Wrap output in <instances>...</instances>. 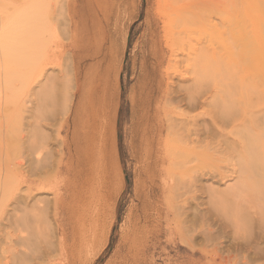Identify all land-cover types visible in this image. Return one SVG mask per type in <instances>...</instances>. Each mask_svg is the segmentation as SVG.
Masks as SVG:
<instances>
[{"label":"rangeland","instance_id":"374dc122","mask_svg":"<svg viewBox=\"0 0 264 264\" xmlns=\"http://www.w3.org/2000/svg\"><path fill=\"white\" fill-rule=\"evenodd\" d=\"M157 1L0 0V264H264V189L243 181L264 165L198 144L189 155L175 132L182 112L214 144L252 128L223 117L264 93V0H208L211 22L187 23L197 0H180L159 33ZM161 48L162 85L144 107Z\"/></svg>","mask_w":264,"mask_h":264},{"label":"bare ground","instance_id":"6f19581e","mask_svg":"<svg viewBox=\"0 0 264 264\" xmlns=\"http://www.w3.org/2000/svg\"><path fill=\"white\" fill-rule=\"evenodd\" d=\"M180 0H158L157 1V4H158V9H159V14L157 15V18H155V22H154V29H155V31H157L158 33L161 31L160 30V25H161V23H163V29L164 30H166V29H170V21H169V18H170V15H172V12L174 13V14H178V16H180L181 15V13H182V10H183V6H180L179 5V2ZM212 1H214V0H212ZM217 1V0H216ZM235 1V0H234ZM237 1V0H236ZM208 0H197V1H194L193 3H190V4H188V6L186 7V9H185V13H184V15H181L182 16V19H183V21L185 22V23H187V22H189L191 19H193V18H195V17H197V16H201V14H206V13H208L207 14V18L206 19H208L210 16H209V13L210 12H208ZM218 2V1H217ZM217 2H215V3H217ZM220 2V1H219ZM209 3H211V1L209 2ZM221 3V2H220ZM230 4H232V3H230ZM210 5V4H209ZM226 5V4H225ZM243 5V4H242ZM216 6V5H215ZM227 6V5H226ZM238 6H240V5H238ZM214 7V6H213ZM218 7V6H217ZM216 7V8H217ZM222 7V6H221ZM225 7V6H224ZM224 7H223V9H224ZM242 7V6H241ZM247 8V7H246ZM250 8V7H249ZM255 7H253L252 6V9H254ZM181 9V10H180ZM218 9V8H217ZM252 9H250V10H252ZM222 10V9H221ZM221 10H219L218 12H221ZM238 10H240V9H238ZM180 11V12H179ZM219 14V13H218ZM258 14V13H257ZM250 15H253V14H250ZM250 15H247V16H249V17H251ZM255 15V14H254ZM256 17V16H255ZM254 17V18H255ZM236 18V17H235ZM253 18V17H252ZM252 18H250V19H252ZM243 19V18H242ZM257 19V18H256ZM229 20V19H228ZM228 20H226V21H228ZM232 20V19H231ZM233 20H234V18H233ZM244 20V19H243ZM177 21V20H176ZM180 21V20H179ZM208 21L209 22H211L209 19H208ZM224 21V20H223ZM235 21V20H234ZM233 21V22H234ZM238 21H240V23L238 22ZM254 21V20H253ZM252 20H251V22L252 23H249L251 26L250 27H248L246 24H245V21L243 22L242 20H238L237 19V21H236V24H235V22H234V25H237L238 23L239 24H241V25H239V28H242L241 30H243L244 32H245V30H247L246 32H249V31H251V32H253V31H255V30H257V24L258 23H254ZM232 22V21H231ZM263 22V21H262ZM180 24H181V22H179ZM172 24H174V23H172ZM177 24V23H176ZM231 24V23H230ZM233 24V23H232ZM248 24V23H247ZM246 25V26H245ZM177 26V25H176ZM216 26V25H215ZM238 26V25H237ZM156 27V28H155ZM237 29H238V27H237ZM249 29V30H248ZM241 30L239 29L238 31H240L241 32ZM185 31V30H184ZM183 31V32H184ZM242 31V32H243ZM241 32V33H242ZM243 32V33H244ZM157 33V34H158ZM246 34V33H245ZM248 34V33H247ZM251 34V33H250ZM262 42V41H261ZM257 43V42H256ZM255 43V44H256ZM253 45H254V43H252ZM258 44V43H257ZM263 44V43H262ZM246 45V44H245ZM249 45V47H250V44H248ZM252 45V46H253ZM247 46V45H246ZM251 48V47H250ZM260 48V47H259ZM263 48V47H262ZM246 49V48H245ZM252 49V48H251ZM250 49V50H251ZM264 49V48H263ZM207 50V49H206ZM206 50H205V52H206ZM253 50H254V48H253ZM179 51H181V50H179ZM255 52H256V54L259 52L258 50H257V48L254 50ZM253 51V52H254ZM264 51V50H263ZM177 51H175V49H174V52L172 53V55L173 56H175V58H177L178 57V52L176 53ZM208 52V51H207ZM207 52H206V54H207ZM239 53V52H238ZM241 53L243 54V52L241 51ZM245 54V53H244ZM243 54V55H244ZM259 54V53H258ZM256 55L255 56V58L257 57V56H259V57H257V59L259 58L260 59V65H259V68L261 69V70H264V54H262V52H260V54L259 55ZM239 55V54H238ZM166 57H167V53L163 50V48H161V49H159V50H157L156 51V55L154 54V59H155V61H156V66H155V68L153 69V71L151 72V73H149V75H148V77L149 78H145V80L146 81H144L143 80V85L142 86H144V87H142L145 91H146V93H144L143 95H144V98L145 99H143V102H142V104H143V106L144 107H146V105L148 104V103H153V102H155V97H158L157 96V94H158V90L161 88V85H162V83H161V80H158V73H159V71L161 70V68H162V65H163V63H164V61H165V59H166ZM235 57H237V54H236V56ZM245 57V56H244ZM243 57V58H244ZM254 57V56H253ZM241 58V57H240ZM234 59V58H233ZM242 59V58H241ZM231 60V59H230ZM239 60V59H238ZM253 60V59H252ZM241 61V60H240ZM229 62V61H228ZM227 62V63H228ZM254 62V61H253ZM258 66V64L256 65V67ZM10 72H12L11 70H10ZM221 72V71H220ZM262 72V71H261ZM260 72V73H261ZM187 75H189V72L187 71L185 74H182V76L183 77H185L186 79H189L190 77H187ZM250 92V91H249ZM252 92V91H251ZM258 91H254L253 93H250L251 95H249V97H251L252 99H255L254 101H253V103L255 102V104L256 105H251V104H249V106L250 107H248V108H244L243 110H241L238 114H237V112L236 111H234V110H230V111H227L228 113L227 114H225L224 115V119H225V123L229 120L228 119V117L229 118H231L230 119V121L232 120H234L236 123L238 122V123H240L241 125H246L247 123H248V125H250V127H252L251 129L250 128H248V132H246V135L245 134H242V136H239V137H237V136H234V137H237L238 138V141L236 142V141H230V139H228V137L226 138L225 137V133H224V135H220L219 137H217V135H215L218 139H217V141H215V143L216 144H214L213 142L214 141H207V140H209L208 138L209 137H211V136H209L210 134H208L207 136H206V138H207V140L205 141V131L206 132H209V130H207V128H201V126H199L198 125V122H197V118L196 117H194V116H191V115H186L184 112H182L183 113V115L184 116H186L187 118H185V119H187L186 120V123H180L179 124V122H178V128L176 127L175 129H176V131L175 132H177V138L179 139V140H177V142H180L181 144H182V149H183V147L185 148V150L187 149V152H188V154L189 155H191L192 154V152H193V149H195V147H196V145L198 144L199 146L200 145H204V146H202L203 148H204V150H207V151H209L212 155H214V156H216V157H218V159H219V155H223L224 154V152L226 153V152H235V153H239V155H240V157H239V159H246V162H248L249 164H246L247 165V169H248V167H250L251 165V167H255V170L257 169V168H261V166H262V164L264 165V106H263V110H260L259 108H257L256 109V106H258L257 105V103H260V100H262V98L264 97L263 95H264V93L262 92V91H259L258 93H257ZM238 93V92H237ZM171 94V93H170ZM172 94H175L174 92L172 93ZM171 94V95H172ZM191 94V93H190ZM189 94V95H190ZM235 94V93H234ZM239 94V93H238ZM243 94H244V92H243ZM247 94V93H246ZM181 95V94H180ZM180 95L179 94H176L175 96H171L170 97V99L171 100H177L178 101V103H181V102H183L184 100H185V98H181L180 97ZM188 95V96H189ZM192 95V94H191ZM214 95V94H213ZM182 96V95H181ZM219 96V95H218ZM217 96V97H218ZM263 96V97H262ZM184 97V96H183ZM187 97V96H186ZM254 97V98H253ZM188 100H187V105H188V107H189V109H192L193 108V104H195L196 102H197V99H194L193 97H189V98H187ZM228 99V98H227ZM215 100V99H214ZM224 100H226V99H224ZM236 100V99H235ZM248 100V99H247ZM186 101V100H185ZM222 101H223V99H222ZM233 101V100H232ZM241 102V101H240ZM247 102V101H246ZM252 103V104H253ZM225 105H227V104H225ZM247 105V104H246ZM260 107V106H259ZM251 108H254V109H251ZM188 114V113H187ZM147 115V114H146ZM158 115V114H157ZM157 115H155V117H154V119H156V117H157ZM143 116H145L144 114H143ZM179 116H181V115H179ZM189 118V119H188ZM222 118V117H221ZM178 119H180V118H178ZM175 120V119H174ZM233 121V122H234ZM183 122V121H182ZM229 122V121H228ZM232 123V122H231ZM224 124V123H223ZM218 125V124H217ZM228 125V124H227ZM237 125V124H236ZM235 125V127H237ZM219 126V125H218ZM222 126V125H221ZM206 127H208V126H206ZM241 128V127H240ZM162 131H164V128H163V126H162V129H161ZM211 131H214V130H212L211 129ZM239 131V130H238ZM237 131V132H238ZM173 132V131H172ZM221 132V131H220ZM224 132V131H223ZM243 132V131H242ZM241 132V133H242ZM174 134V133H173ZM214 134V133H213ZM221 134V133H220ZM223 134V133H222ZM230 134V133H229ZM232 134H234V133H232ZM240 134V133H239ZM212 135V134H211ZM241 135V134H240ZM202 136H204V138L202 137ZM214 137V136H213ZM236 138V139H237ZM214 138H212V140H213ZM235 138H234V140H236ZM174 140H176V139H174ZM211 140V139H210ZM215 140V139H214ZM204 142V143H203ZM9 143L10 142H7V143H5V145H6V155H8V149H9ZM179 143V144H180ZM200 143V144H199ZM201 143H203V144H201ZM192 144V145H191ZM178 146V145H177ZM176 146V147H177ZM1 148L3 149V147L1 146ZM174 149V148H173ZM181 149V150H182ZM169 149H167V153H168V155L170 154V156L169 157H171V156H173V155H175V154H173L172 155V151H168ZM171 150V149H170ZM180 150V151H181ZM192 150V151H191ZM202 150V149H201ZM177 151H178V149H177ZM183 151V150H182ZM190 151V152H189ZM175 152V151H174ZM195 152V151H194ZM176 153V155H178L179 156V154H177V152H175ZM183 153V152H182ZM206 153H208V152H206ZM209 153V154H210ZM187 154V155H188ZM201 154H203V153H201ZM201 154H197V155H201ZM226 154H228V153H226ZM166 155V154H165ZM196 155V154H195ZM177 156V157H178ZM183 156L185 157V155H184V153H183ZM183 156H180V157H183ZM193 156V155H192ZM234 156V155H233ZM168 157V158H169ZM188 157V156H187ZM190 157V156H189ZM194 157V156H193ZM209 157V156H208ZM7 158V157H6ZM172 158V159H171ZM171 158H169V159H171V160H174L173 158L174 157H171ZM176 158V157H175ZM222 158V156H220V159ZM231 158H232V156H231ZM236 158V157H235ZM8 159V158H7ZM6 159V160H7ZM188 158H186V160H187ZM190 159V158H189ZM193 159V158H192ZM238 159V158H237ZM242 159H241V161H242ZM180 160V159H179ZM183 160V159H182ZM231 160V159H230ZM158 162H160V159L158 158V160H157ZM185 161V160H184ZM190 161H192L193 162V160H190ZM189 161V162H190ZM222 161H224V160H222ZM240 161H238V163H239ZM245 162V163H246ZM237 163V162H236ZM236 163H235V165H236ZM242 163V162H241ZM243 163H244V161H243ZM245 163H244V165H245ZM190 164V163H189ZM176 165H177V163H176ZM178 165H180V162L178 163ZM241 164H239V166H240ZM244 165L243 166H240L241 168H239V167H235V168H239V171L238 172H240V169H242L243 167H244ZM245 165V166H246ZM249 165V166H248ZM250 167V168H251ZM170 168V167H169ZM168 168V169H169ZM189 169V168H188ZM246 169V167L244 168V171L243 172H246L247 170H245ZM252 169V168H251ZM250 169V170H251ZM186 170V169H185ZM190 170V169H189ZM221 170V169H220ZM223 170V169H222ZM238 170V169H237ZM243 170V169H242ZM249 170V169H248ZM249 170V171H250ZM258 170V172H259V169H257ZM176 171V170H175ZM249 171H247V172H249ZM252 171V170H251ZM168 172V171H167ZM205 171H203V173H201L200 174V176H195V177H193V179H194V181H195V179H197L198 180V177H205V173H204ZM242 172V171H241ZM188 173H190V172H188ZM188 173L186 174V172L184 173V174H186V176H187V179L189 178V180L188 181H190V179H191V177L192 176H188ZM214 173V172H213ZM174 174V173H173ZM209 174H211V173H209ZM241 174V173H240ZM240 174H239V176H240ZM249 174H251L252 175V173H250L249 172ZM176 175V174H175ZM183 175V174H182ZM220 175H222V173L220 174ZM225 175V174H224ZM245 175V174H244ZM244 175H241V176H243L244 177ZM249 176V178L248 179H246L247 178V174L245 175V178L243 179V181H244V185H245V187H247V183L248 182H250L249 184H251V186L253 187V188H255L254 186H256V190L258 189V191H262V190H260V189H264V170H263V172L262 173H259V176L258 177H253V175L252 176ZM173 176V175H172ZM179 176H180V174H179ZM213 176V175H212ZM226 176H227V174H226ZM171 177V176H170ZM184 177V176H183ZM207 177V176H206ZM224 177V176H223ZM177 178H178V176H177ZM181 178V177H180ZM185 178V177H184ZM216 178V177H215ZM225 178V177H224ZM186 179V180H187ZM193 179H192V181H193ZM199 180H200V178H199ZM198 180V181H199ZM170 181H172V177H171V180ZM176 181V180H175ZM184 180H182V182H183ZM194 181H193V184H194ZM248 181V182H247ZM173 182L174 181H172V184H173ZM247 182V183H246ZM192 183V182H191ZM197 182H195V184H196ZM171 184V183H170ZM176 184V183H175ZM184 184H185V182H184ZM191 186H192V184H190ZM189 184H188V186H190ZM169 186H171V185H169ZM190 186V187H191ZM172 187H174L173 185H172ZM180 187V186H179ZM193 187H195V186H193ZM200 187H201V185H200ZM200 187H198V188H200ZM188 188V187H187ZM248 188H249V186H248ZM260 188V189H259ZM247 189V188H246ZM245 189V190H246ZM186 190H188V189H186ZM196 190V189H195ZM186 192V191H185ZM189 192H190V189H189ZM245 192V191H244ZM192 193V192H191ZM196 192L194 191V194H195ZM262 193H263V191H262ZM187 195H189L188 193H187ZM186 195V196H187ZM191 195V194H190ZM193 195V194H192ZM248 196V195H247ZM259 196V195H258ZM262 198H264V195H263V197ZM253 199V198H252ZM258 199H260V198H258ZM261 200V199H260ZM253 201V200H252ZM61 203V202H60ZM64 203V202H63ZM59 206V205H58ZM63 206H64V204H63ZM62 207V206H61ZM62 210V209H61ZM261 212V211H260ZM263 212V211H262ZM261 212V213H262ZM255 213V212H254ZM262 215H263V213H262ZM262 217H264V216H262ZM262 220H264V219H262ZM253 225V224H252ZM64 226H66V225H63L62 227H64ZM65 229V228H64ZM63 230V229H62ZM22 231V230H21ZM65 230H63V232H64ZM62 232V233H63ZM66 232V231H65Z\"/></svg>","mask_w":264,"mask_h":264}]
</instances>
